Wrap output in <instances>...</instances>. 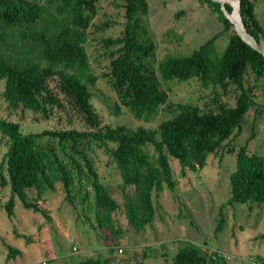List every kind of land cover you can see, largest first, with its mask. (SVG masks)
Returning <instances> with one entry per match:
<instances>
[{
    "label": "trees",
    "instance_id": "16d2710c",
    "mask_svg": "<svg viewBox=\"0 0 264 264\" xmlns=\"http://www.w3.org/2000/svg\"><path fill=\"white\" fill-rule=\"evenodd\" d=\"M201 1L221 24V31L187 55L163 56L154 70L147 61L154 45L142 21L147 13L146 1L123 0L121 31L118 36L103 40V46L109 51L107 71L102 76L115 94L114 113L123 107L135 119L147 122L163 106L169 116L155 129H128L101 125L90 103V88L96 77L91 73L84 45L86 30L95 15V0H60L62 6H69L68 20L48 36H37V57L29 54L13 57L8 53L11 50L6 37L14 29L37 23L40 6L34 0H0V81L3 82L1 96L6 107L27 110L45 119L53 110L65 108L77 114L87 125L86 131L43 130L22 134L17 123L0 118V137L6 144L0 161V188L8 189L3 205L7 217L12 215L17 199L23 209L49 221L46 211L38 205V199L30 197L29 200V191L39 193L41 188L50 189L59 183L64 198L70 200L72 180L68 167L73 168L78 177L83 169L92 196L94 227L107 231L114 245L120 229L114 225L112 213L119 206L100 181L84 151L78 150V143L92 142L98 148H105L119 176L118 188L126 225L139 233L154 218L153 200L163 190L174 192L176 180L172 177L168 160L177 161L178 176L183 178L188 171L199 170L207 155L217 154L231 137L240 132L242 118L253 103V89L257 82L264 81V57L235 35L217 3ZM238 2L244 30L261 44L264 29L255 18L253 2ZM224 6L231 12L228 4ZM232 20L235 23L233 8ZM226 33L227 43L221 52H217L214 42L219 35ZM250 76L252 83L247 79ZM191 79L197 80L202 87L220 88L223 93L231 87L233 106H227L219 98L204 110L190 104L171 103L160 87V81L186 82ZM54 142L60 146L61 153L62 144L68 143L69 151L82 161V167L70 156H67L66 163L61 162L53 147ZM227 181V204L264 205V155L248 153L245 146L237 148ZM222 224L220 218L214 231H219ZM18 237L24 238L23 235ZM111 246L107 249L109 253ZM5 247L6 260L20 255V251L12 246L6 244ZM219 262L201 256L194 244L185 241L172 257V264ZM40 264H53V261L48 259ZM80 264L108 262L87 258Z\"/></svg>",
    "mask_w": 264,
    "mask_h": 264
},
{
    "label": "rangeland",
    "instance_id": "374dc122",
    "mask_svg": "<svg viewBox=\"0 0 264 264\" xmlns=\"http://www.w3.org/2000/svg\"><path fill=\"white\" fill-rule=\"evenodd\" d=\"M34 1L40 6L37 23L14 29L6 37L11 50L8 53L13 57L25 54L37 57V36H48L68 20L69 6H62L60 0ZM145 1L147 13L142 21L154 45L147 61L154 70L163 56L187 55L221 31V24L201 0ZM251 1L255 18L264 29V0ZM122 3L123 0L94 2L95 15L86 30L84 45L91 73L96 77L90 88V103L101 125L155 129L169 117L163 106L147 122L135 119L123 107L115 114V94L102 76L107 71L109 51L103 46V40L119 35L123 23ZM226 43L227 33L219 35L214 42L216 51L221 52ZM247 79L249 83L253 82L251 76ZM257 83L253 89V103L242 118L240 132L231 137L217 154L207 155L199 170L188 171L187 176L181 178L177 161L168 160L172 177L176 180L174 192L163 190L153 200L156 208L154 218L139 233L126 225L118 188L119 176L105 148H98L92 142L78 143V150L84 151L100 181L119 206L112 213L114 225L120 229L114 245L107 231L94 227L92 196L83 169L78 177L74 169L68 167L72 180L70 200L64 198L59 183L50 189L41 188L39 193L29 191V200L30 197L38 199V205L46 211L49 221L23 209L17 199L12 215L7 217L3 205L8 189L0 188V264H30L38 257L35 248L39 261L33 264L43 263L48 257L53 258V264H80L87 258H99L108 264H172L176 249L184 241L226 252L233 257L229 264H246L245 260L250 258L264 262V205L226 203L229 197L227 177L233 170L236 149L245 146L248 153L264 155V81ZM160 87L166 92L169 102L190 104L200 110L211 107L215 98L230 107L234 104L231 87L223 93L220 88L202 87L195 79L160 81ZM2 90L3 82L0 81V118L17 123L22 134L43 130H87L85 122L69 109L53 110L45 119L27 110L8 108L1 96ZM53 147L61 162L66 163L67 156H70L82 167V161L69 151L68 143L62 144L63 153L56 142ZM5 149V139L0 137V161ZM220 218L222 227L215 232ZM70 239L72 243H69ZM6 244L19 250L21 255L6 260ZM72 245L76 252L71 250ZM109 246L112 247L110 253L107 251Z\"/></svg>",
    "mask_w": 264,
    "mask_h": 264
},
{
    "label": "water",
    "instance_id": "95a60500",
    "mask_svg": "<svg viewBox=\"0 0 264 264\" xmlns=\"http://www.w3.org/2000/svg\"><path fill=\"white\" fill-rule=\"evenodd\" d=\"M213 3H217L219 5V11L221 12L222 16L229 22L231 25L235 35L245 44L247 45L251 50L259 53L261 56L264 57V45L257 42L250 34H248L241 23L240 14H239V2L236 0V9H237V16L240 20V27L242 30L238 28V26L233 22L232 20V6L228 4L227 2H223L221 0H209ZM225 4H228L231 8V12H228L225 9Z\"/></svg>",
    "mask_w": 264,
    "mask_h": 264
},
{
    "label": "built area",
    "instance_id": "2783aa9c",
    "mask_svg": "<svg viewBox=\"0 0 264 264\" xmlns=\"http://www.w3.org/2000/svg\"><path fill=\"white\" fill-rule=\"evenodd\" d=\"M69 243H72L71 239L69 240ZM195 246L197 248L198 253L201 256L206 257L210 260L217 259V260L221 261L222 264H229V262L233 258L231 255L227 254L224 251L213 249V248H210V247L203 245V244H195ZM71 250L73 252H76L75 246L72 245ZM119 252H120V250H119ZM245 262H246V264H264V263L260 262L259 260L253 259V258L247 259V260H245Z\"/></svg>",
    "mask_w": 264,
    "mask_h": 264
},
{
    "label": "bare ground",
    "instance_id": "6f19581e",
    "mask_svg": "<svg viewBox=\"0 0 264 264\" xmlns=\"http://www.w3.org/2000/svg\"><path fill=\"white\" fill-rule=\"evenodd\" d=\"M223 2H227L228 4H230L234 10V17H235V24L238 26V28L240 30H242V28L240 27V20L237 16V9H236V0H221Z\"/></svg>",
    "mask_w": 264,
    "mask_h": 264
},
{
    "label": "crops",
    "instance_id": "0c3cea01",
    "mask_svg": "<svg viewBox=\"0 0 264 264\" xmlns=\"http://www.w3.org/2000/svg\"><path fill=\"white\" fill-rule=\"evenodd\" d=\"M185 176H187V173H186V175ZM14 248V247H13ZM35 253H36V259H34L33 261H31V263L30 264H33V263H35V262H38L39 261V253H38V250L35 248ZM21 253V252H20ZM21 255V254H20ZM38 259V260H37ZM48 259H53L52 257H48Z\"/></svg>",
    "mask_w": 264,
    "mask_h": 264
}]
</instances>
